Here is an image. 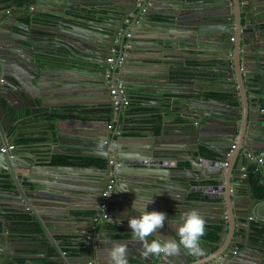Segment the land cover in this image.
Returning <instances> with one entry per match:
<instances>
[{
    "label": "water",
    "instance_id": "1",
    "mask_svg": "<svg viewBox=\"0 0 264 264\" xmlns=\"http://www.w3.org/2000/svg\"><path fill=\"white\" fill-rule=\"evenodd\" d=\"M46 1L47 10L39 8L40 4ZM69 1L70 4H67ZM84 1L86 0H24V3L31 4L32 8L40 14L38 17L36 11H28L26 16L31 20L29 27L32 24L41 26L39 34L45 36L41 43L31 41L25 50L22 47H14L12 40L8 42V37H5L2 31L8 29L11 19L19 22L24 15H0V147L5 143L14 144L9 154L0 153V204L3 205V201L7 200L12 207L29 210L28 203H33V199H41L39 202L43 206V213H38V217L41 225H44L51 234L47 237L42 235L40 238H44L45 241L50 238L49 241H54L53 235L55 234L73 235L71 246H68V249L77 253L78 259L74 261V264L107 263L104 255H108L106 254L108 251L105 250L108 248L103 244L109 241L105 237L110 229L109 225H113V222L121 227L118 233L127 236L120 242L126 243L128 249L132 250L134 259L129 260L128 264H164V262L168 264H235L238 256V253H235L237 250L253 251L257 247L253 239L264 241V220L248 219L254 210L258 215L263 216L264 214V195L260 196L259 191L254 190L251 180V175H253L257 179V186L264 190V149L261 146L264 144V29L261 24H255L254 21L264 18V9L251 5L254 2L259 6L256 0H200L201 2L198 0H154L157 4H180L176 7L175 13L168 14L166 21L176 26L181 25L183 29L195 33L183 39L182 37L173 39V35H170L168 42H163L166 43V47L174 49L178 46L183 48L195 46L202 50L201 47L205 46V50L200 53L215 52L220 55L219 57L211 55L208 58V60L217 59L218 68L187 66L188 64L185 66L170 64L165 67L168 69L163 73L165 81L162 85L156 86L163 99L169 94V88L171 91L173 88H181L185 92L181 94L189 97L188 104L183 106L187 112L182 116V124L186 129L175 130L180 137L169 148L155 145V140L162 141L157 140L154 126L147 128V133H138L139 136L126 135L127 130L132 129L129 126V120L132 119L131 113L127 107L114 111L109 93L110 85L108 79L104 77L107 64L105 63L102 67L100 62L105 59L106 54L108 56L116 40L117 55L111 67V83L117 85L120 82L128 100L131 99L133 90L149 87V85L138 82L146 79H137L135 77L137 73L134 72L130 73L133 75L132 78L125 80L119 72L126 73L124 72L125 67H119V60L123 59V55L127 53L125 46L131 47L132 38H126L127 34L132 35V29L140 23L157 19V15L162 14V9L158 6H148L149 3L152 4V0H141L139 7L136 6L137 0H87L92 1V4H84ZM186 2H189V5L184 6ZM194 2L196 3L193 4ZM104 11H110L107 14L108 20L105 18L102 20L109 24L108 28H105L107 33L93 32L90 35L87 32L83 33V30L73 29L74 27L70 25L75 23L84 27L86 23H89V27L92 28L94 26L90 23L105 14ZM117 11L119 15L114 14ZM212 37L216 38L214 42L209 40ZM180 39L181 41H178ZM209 47L218 49L210 51L207 50ZM11 49L19 51L17 56L25 60L28 67L19 63L17 57L6 58L5 53L7 52L3 51ZM25 55L29 57L24 58ZM63 59L72 61L67 66L72 67L78 73L79 78V80L69 81L67 85L64 83L67 87L63 85V82L67 80L61 81L62 71L66 67L61 66L66 62L62 61ZM123 61L125 63L124 59ZM54 62L59 66H52ZM10 70L16 72L18 76L15 73L11 75ZM49 78L57 81H50ZM31 87L37 88V92L32 93ZM210 88H217L219 92L232 96L233 102L236 101L239 105L232 106L231 98L220 102L219 99L207 98L206 95L194 96V93L198 94L202 89ZM74 90L76 92H73ZM11 94L16 95L25 103L23 105L30 110L29 115L31 116L38 112L37 109L47 108L45 111H50V113L64 112L82 117L78 121L84 126L90 123L94 126L95 120L99 122L107 118H116L113 128L107 127L109 124L107 121L104 135L99 131L89 136L78 132L72 135L84 149L83 151H86L85 154L80 153L81 156L112 159L114 163L119 161V169L116 170L114 164L109 165L108 163L103 167L87 166L76 159H70L72 165L66 166L49 163L50 169H60L66 172L75 170L97 172L96 182L91 187V194L95 196L96 201L91 202L89 208L78 204L76 208H72L73 203L78 199L72 198L70 192L74 187L67 182L62 184L53 177L41 183L32 182L26 185L20 182L24 178L20 172H17V169L28 165L21 160L26 159L31 162L34 157L20 155L25 150V147L18 143L22 139L21 132L17 130L20 125L16 126L12 123L13 114L8 115V108L6 109L4 105L10 100L8 96ZM63 97H66L68 105H60L62 102L57 104ZM190 104L199 105V112L194 111V115L187 114L191 113ZM215 104L222 105L224 109L212 110ZM160 105L161 103L158 107ZM65 106H73V108L65 111ZM88 115H91L92 120L88 117V120H83ZM157 122L161 121L157 120ZM117 131L121 135L116 139L110 138L111 133ZM53 137L54 134L51 133V138ZM57 139L58 144L62 145L59 134H57ZM151 139H154L152 144L149 143ZM83 142L84 145H82ZM192 144L195 146L193 150L190 149ZM202 147L206 148L209 154H204L201 151ZM127 148L130 154L122 155L121 152ZM49 151L52 152L53 149L50 148ZM182 153L190 157L191 167L188 169L183 166V169L189 170L192 176L183 182L184 186L174 185L175 187H181L186 192L194 190L195 192L223 193L222 196H217V201H215L222 215L218 221L221 225L217 233L218 238L213 242L203 239L208 241L206 244L212 248L205 254L206 259L199 263H195L197 256L194 257L191 254L187 256V253L183 256L184 251L176 256L162 255L145 258L141 255L142 245L133 239L128 221H124L120 213L129 208L130 212L135 209L131 196L146 197L149 195L148 189L137 191V186L140 184L152 186L146 182L154 181L155 177L160 179V176L154 173L155 171L150 172L140 168L158 167L162 169L163 161L169 159L174 160L178 167L177 157ZM48 158L51 159V156L48 155ZM259 158L261 163L258 161ZM31 170L29 167L28 172ZM172 174L170 169V183L173 185ZM128 176H131V180ZM111 179L114 180V185L109 194V217L104 220H95L98 216L101 194ZM192 182H196V185H191ZM228 182L230 187H228ZM242 191L245 195L240 194ZM121 196L125 198L127 196L129 199L118 200ZM209 198L215 199L213 196ZM18 201L22 202V207L18 203L15 205ZM116 202L120 204L119 207L113 205ZM64 207H70L68 208L69 216H76L72 213L74 210L84 211V214L79 216L90 221L89 226L83 229L84 232H78V230L66 232L65 229L51 222L64 218V215L58 216ZM32 209L33 213L37 214L34 208ZM224 215L225 218H223ZM132 216L134 215L131 214L130 217ZM1 221L4 224L3 230L0 231L1 240L8 238L10 243L26 241L27 237L19 232L23 228L16 227L14 222H9L5 217ZM232 222L235 223V229L237 225L241 241L233 242L232 240V236L235 237ZM172 223L173 220L167 219L164 227L148 239L151 240L157 236L176 238L174 229L176 219L174 224ZM10 224L15 229H11ZM172 226L174 227L170 233ZM92 227L95 228L92 229ZM243 238L245 246L240 249L238 244L242 243ZM110 241L112 245L117 243L112 239ZM11 251L12 255L6 254L7 250H5L4 255L0 257V264H24L28 257L27 254L24 255V252L30 253L36 249L19 246ZM16 253L21 255H16ZM198 257L202 258V256Z\"/></svg>",
    "mask_w": 264,
    "mask_h": 264
},
{
    "label": "crops",
    "instance_id": "2",
    "mask_svg": "<svg viewBox=\"0 0 264 264\" xmlns=\"http://www.w3.org/2000/svg\"><path fill=\"white\" fill-rule=\"evenodd\" d=\"M200 1V0H198ZM201 2V1H200ZM259 6L255 5L254 2L251 3L252 6L260 7L264 9V0H256ZM191 3V2H190ZM194 2L193 4H195ZM67 4H70V1L67 2ZM84 4H92V1H84ZM119 4V3H115ZM114 4V5H115ZM189 5V2H186L184 6ZM46 7L47 1L42 2L40 4V7ZM148 6H158L159 9H162V14L157 15V19H154L151 22H143L140 23L139 26L134 27L132 30V41H131V47H125V50L127 51L126 54L123 55V58L125 60V63H121L120 67L124 66L126 73H123V71H119L120 74H122L123 78L125 80H129L132 78L133 75H131V72L137 73L135 74V77L137 79L143 78L146 80H139L138 82L144 83L146 85H149L147 88H137L132 91L133 93H139L141 94V97L138 98L139 103V111L136 113H131L130 116L132 119L129 120V126L132 127V129L127 130V136L133 137L138 135V133H147V128L154 126L155 128L158 127V131L156 133L157 140H160L162 142H157L155 140V145H162L163 147H169L172 146L174 141L179 138V134L175 132V130L180 129H186L185 126L182 124V116L187 112L184 109V105H187V101L189 97L185 96V93L183 89H175L171 91L170 88L169 94L163 99L162 94L157 89V85H162L164 83L163 79V73L168 71L167 68H165L167 65L170 64H176V65H184L188 64L187 66H205L210 68H218L216 64H218L217 59H211L208 60V58L212 56L219 57L220 55L218 53L215 54V52L211 53H205L201 51L205 50V46H202V50H199V47H166V43H163L164 41L168 42V38L170 35H173L174 38H181L186 37L187 35H195L193 31H189L186 29H183L181 25L176 26L174 23H170L169 21H166L168 18V14L175 13L176 7H179L180 4H157L152 0V4H148ZM8 7V16L9 15H24L27 14V12L31 9V4L24 3V0H0V15L6 14V10L4 8ZM156 8V7H155ZM190 10V8H188ZM110 11H104L105 14L101 15L99 19L93 21L92 24L94 27H89V23H86L87 25H84V27H80L76 25L75 23H71L74 28L77 30H83V33H91L93 32H102L107 33L105 28H108L109 24L107 21H102L103 18L108 20L107 14H109ZM57 13V12H56ZM115 15H119L120 13L114 12ZM48 15V14H45ZM50 19H51V15ZM255 16V14H254ZM255 21V20H254ZM31 24L30 19H25L22 22H15L14 19H11L8 24V29L2 30L6 37H11L15 40L20 41L21 43H24L23 50L29 47L31 41H35L37 43H41L43 41V37L40 33L41 26L37 24H32V26L29 27ZM261 24H264V19L262 20ZM34 25V26H33ZM65 31V30H64ZM56 32V31H55ZM264 33V32H263ZM85 36V35H84ZM88 37V36H85ZM111 37V36H110ZM109 37V38H110ZM163 39V41H161ZM178 40V41H181ZM210 42H214L216 40L215 37H212L209 39ZM14 44L17 45V42ZM262 45V44H261ZM263 45H264V37H263ZM14 46V47H15ZM217 47H209L207 50L214 51L217 50ZM3 52L5 53L6 58L8 59H14L18 58V62L23 64L24 66L28 67V64L25 63L26 61L17 56V53L19 51H16L14 49L6 50ZM117 52L114 53V56H116ZM107 56V54H106ZM28 58L29 56L25 55L24 58ZM62 61H66L65 64H62L61 66H66L65 70L62 71L61 81L67 80V82L64 83L69 84V81L72 82L74 80H79L77 77L78 73H76L72 67H68L70 61L69 59H63ZM101 66L103 67L104 62L101 60ZM106 63V62H105ZM32 65V64H31ZM54 67H58L59 64L52 65ZM175 70V69H173ZM178 72V70H177ZM15 73L16 76L18 74L12 70H10V74L13 75ZM148 78V79H147ZM48 80L56 82L54 78H49ZM43 83V82H41ZM65 85V87H67ZM152 85V87L150 86ZM76 86V84H75ZM215 91L219 92L217 88L215 89H202L200 91V94H198V97H201L203 95V92L205 91ZM31 92L36 93L37 88L31 87ZM73 92H76L75 90ZM171 93V94H170ZM196 96L197 93H194ZM160 97V98H159ZM8 98L10 100L5 102V106L7 109V114H13V124H16V126L20 125V128L17 129L21 132L22 141H19L20 146H24L25 150L20 153V155H30L34 157V160L31 162L23 159L21 162H24L25 164H28L21 169H17V172H20L22 174V177L24 179H21L20 182L23 184H31L32 182H44L48 181L49 177L56 178L57 181H60L62 184L68 183L74 189L70 192L72 195V198L78 199L75 203H73L72 208H76V205H82L83 207L89 208L91 206V202H95L96 198L93 194H91V187L94 186V183L96 182L95 175L97 172L91 171V170H81V171H70L66 172L65 170L60 169H50L49 163L52 165H63L66 166V164H56L52 163L51 159L54 155H62L67 156L70 158H76V157H91V156H81L80 153L85 154L86 151H83L84 149L81 148L79 143L75 141L73 137V133H82L84 131L86 136H89L93 132H98L92 123L88 124V126H84L81 124L80 121H78L79 117L66 114L64 112H54L50 113V111H45L47 108H39L37 109L38 112L35 115H29L30 110L27 108L26 105H23V101L18 98L16 95H9ZM64 100V101H62ZM66 97H63L58 101L57 104L60 105H68L66 101ZM161 103L160 107L158 105ZM236 104L235 106H237ZM73 106H65L64 110H72ZM191 113L194 115L195 112H199V105H189ZM188 108V109H189ZM18 109V110H17ZM223 106L219 104L214 105V110L220 111L223 110ZM16 110V111H15ZM91 113V112H90ZM61 115V117H59ZM88 117L89 120H92L90 117L91 115L85 116ZM137 118V119H135ZM109 123L111 122V119L109 118ZM157 120H160L161 122H157ZM98 122V120H95ZM58 122H62L67 125V127H70L72 131L75 129V131H67V128L65 130H62L58 128ZM73 123H76V126ZM114 125V120L113 123ZM8 126V125H7ZM73 127V128H71ZM166 131H163L165 130ZM59 131L60 133H58ZM51 133L54 134V137L51 138ZM102 135H104L105 130L103 132H100ZM57 134H59L62 145L58 144ZM73 134V135H72ZM121 134L119 133H111L110 138L114 137L116 139ZM139 136V135H138ZM155 138V139H156ZM154 139H151L149 141L150 144H152ZM52 143H54L52 145ZM88 144V143H87ZM84 145V142L83 144ZM263 146L264 149V144ZM194 145L192 144L190 149H194ZM52 148L53 151L50 152L49 149ZM128 148L121 152L122 155H129ZM48 155L51 156V159L48 158ZM18 158V156H17ZM98 158V157H95ZM178 162L177 166L174 162V160H166L162 163V169L157 168H140L143 170H148L150 172L155 171V174H158L160 179L158 177H155L154 181L146 182L150 185H143L140 184V186H137L138 189L149 190V195L146 197H138L137 195L131 196V199L134 201L135 209L132 210L135 214L138 213V210H142L144 206L149 202L151 199L152 202L147 204L146 211H161L166 213L168 216V219L174 220L183 212L190 208H195L198 210V212L205 218L206 220V227L208 228H216L217 231L220 230L221 225L218 224L219 218H221V214L219 211L218 206H216L217 202V196H222L223 193L221 192H195L194 190L191 191H185V189L181 187H175L174 185L178 186H184V181H187L191 178L192 174L189 170H184L183 166H186L188 169L191 167L190 157L188 155H185V153L178 155ZM102 159V158H100ZM72 165V164H70ZM29 167H31V171L28 172ZM170 169L172 170L173 174L171 176L172 183H170ZM230 176V175H229ZM130 179L131 176H128ZM131 180V179H130ZM229 181V179H228ZM191 185H196V182H192ZM190 185V186H191ZM228 187H230V184L228 182ZM78 189V190H77ZM244 194L242 191L240 194ZM245 195V194H244ZM209 196L215 197V199L209 198ZM127 198V196H126ZM125 197H120L118 200H125ZM129 199V198H127ZM41 199H33V203H28V209H21L18 207H12L11 203L7 200L3 201L4 204H0V231L3 230V223L1 219H3V215L5 213L15 214V213H27L30 215L31 220L29 223H26V225H22L20 223H16L18 227L23 228L22 234L27 237L25 242L22 243H10L8 241V238H4V240H1L0 238V257H2L5 253V250H7L6 254H13L11 250H13L16 247L20 248H33L36 249V251L33 252H24V255L27 254L28 257L25 259L24 264H71V261H73L72 264H74V261L77 258V253L75 251H70L68 249V246H71L73 235L69 234H55L53 235L55 240L49 241L50 238H47V241L44 240V238H40L42 235L50 236L51 232L49 230H46V227L44 225H41V220H39L38 213H43V206L39 202ZM21 204L22 202L18 201L15 202V205ZM75 204V205H74ZM116 207H119V203L113 204ZM37 214L33 213V209ZM66 208V209H65ZM68 208L70 207H64L62 208L63 211H60L58 216H63L64 218H60L57 220H53L51 222L56 223L59 225L61 229H65L66 232H75L78 230V232H84V228H87L89 226V220L82 219L81 216L83 215V210H74L72 213H74L76 216H69L68 214ZM130 209V208H129ZM264 216V214H263ZM123 219L126 217H122ZM225 218V215L223 216ZM7 219V218H6ZM9 222L13 221L12 219H7ZM128 219H125L124 221H127ZM233 223V222H232ZM94 224V223H93ZM116 228L113 229L110 227L108 230L107 236L105 239L109 240L106 245L108 249H105L108 251L113 245L110 241L112 239L113 241L120 242L121 239L126 238L127 236L121 235L118 232L121 231V227L117 226L112 223ZM9 227L11 229L13 226L10 224ZM174 226L170 227V233ZM234 228L233 234L235 237L232 236L233 242L241 241V234L237 231V225L235 229V223H233L232 229ZM176 229V226L174 227ZM113 231H116L114 233ZM16 232V231H15ZM17 233V232H16ZM225 234V232H224ZM66 237L67 239H61L60 237ZM218 237V235H216ZM229 238L231 236L229 235ZM206 239V238H204ZM211 240V239H208ZM61 241V242H58ZM215 240H212V242ZM254 243H256L255 250H237L238 253L235 264H264V241H258L253 239ZM208 241L203 240L201 238V248H203L204 254L201 255L202 258L196 257L195 263H199L201 261H204L205 254L212 248L210 245L206 244ZM229 242V240H228ZM244 238L242 240V243H239L240 249L245 246L244 244ZM67 243V245H65ZM211 243V242H210ZM41 248V250H40ZM45 248V249H44ZM261 250V251H259ZM132 250L128 249V262L129 260H133L134 256L131 253ZM16 255H21L17 254ZM182 255H185L182 253ZM188 256V254H186ZM195 257V256H194ZM68 261L70 263H68ZM23 264V263H22ZM103 264H108L103 263ZM138 264V263H137ZM164 264H168L164 262ZM178 264V263H177Z\"/></svg>",
    "mask_w": 264,
    "mask_h": 264
},
{
    "label": "clouds",
    "instance_id": "3",
    "mask_svg": "<svg viewBox=\"0 0 264 264\" xmlns=\"http://www.w3.org/2000/svg\"><path fill=\"white\" fill-rule=\"evenodd\" d=\"M140 2H141V0H137V4H136L137 7H139L141 5ZM31 8H32V6H31ZM39 8H41L43 10H47V6L46 7H40L39 6ZM5 10H6V14H8V12H9L8 7H6ZM263 19L255 20V24H261ZM262 27L264 29V24L262 25ZM129 37H131V35L128 33L126 38H129ZM116 42L117 41L115 40L114 41L115 47H116V45H115ZM116 52H117V48H116ZM107 57L108 56H106V58ZM123 59L120 58L119 67H120L121 63L124 62ZM120 61H122V62L120 63ZM105 62L107 65L105 66V69H104V77L106 79H108V84L110 85V89L112 87H117L120 84V82H118L117 85H114L111 83V80H110V77L112 75V71H111L110 77L107 78L105 76V70L109 66L106 59H105ZM113 64H114V62L111 64L110 67H112ZM121 87H122V85H121ZM110 89H109V93H110ZM122 89H123V87H122ZM205 92H208V91H205ZM198 94H200V92ZM198 94H197V96H198ZM204 95H202V96H204ZM206 97L212 98V97H208V96H206ZM111 98H112V95H111ZM219 101L222 102L223 100H219ZM236 104H238V103L235 101L232 103V106H235ZM212 110H214V107ZM214 111H216V110H214ZM115 120H116V118H115ZM114 124H115V121H114ZM107 127H108V124H107ZM6 144H12V143H5L4 145H6ZM4 145H2V146H4ZM108 160H106L107 163H108ZM258 161L261 163L260 158L258 159ZM117 162H119V161H117ZM151 202H152V200L150 199L147 204H149ZM147 204L144 206V208L142 210H138L139 215H134L127 220L128 225L131 229V234H132L133 239L138 241L142 245L141 255L143 257H145V258H147L149 256L159 257L162 255L163 256H176V255L180 254L181 251H184L185 253L191 254L194 256H201L204 254V251L201 248V238L205 235L206 220L198 212L197 209L190 208L186 211H183L176 218V229H175L176 238H161V237L157 236L156 238L149 240L148 239L149 237L153 236L154 234H156L158 232V230H160L164 227L165 221L168 219V216L166 215V213L161 212V211H155V210L146 211ZM248 219H250V220L254 219L257 221H262V220H264V216L258 215L257 212L254 210ZM108 264H128V246L126 243L117 242V243L113 244V246L108 250Z\"/></svg>",
    "mask_w": 264,
    "mask_h": 264
},
{
    "label": "trees",
    "instance_id": "4",
    "mask_svg": "<svg viewBox=\"0 0 264 264\" xmlns=\"http://www.w3.org/2000/svg\"><path fill=\"white\" fill-rule=\"evenodd\" d=\"M158 18V17H157ZM8 40H12V42L14 41L13 38H9ZM14 42H17V45L16 47H22L24 48L23 46V43H21L20 41L18 40H15ZM13 44H16V43H13ZM206 95L208 97H212V98H215V99H219V100H223V101H226L228 98H231L230 96H227L226 93H221V92H215V91H208V92H203V95ZM141 97V94H137V93H133L131 95V99L129 100V104L127 106L128 110L130 113H136L137 111H139V103L138 102V98ZM232 100V98H231ZM234 100H232L233 102ZM59 117H61V115H59ZM83 120H88L87 117H85ZM108 118L106 120H100L98 123L97 122H94V128L99 131V132H103L106 128V123H107ZM58 125V128L62 129V130H65V128H67V131H72V129H70V127H67L66 124L62 123V122H58L57 123ZM74 125L72 126H76V123H73ZM73 128V127H71ZM75 131V129L73 130ZM72 131V132H73ZM155 131L157 132L158 131V127L155 128ZM82 133H85L84 131H82ZM23 140V139H22ZM20 140V141H22ZM201 151L203 153H207L209 154V151L202 147L201 148ZM70 159H76V160H79L83 165H87V166H90V165H97L99 167H103L106 165L107 161L104 160V159H100V158H95V157H76V158H70V157H67V156H62V155H54L52 156V159H51V162L52 163H56V164H66V165H70L72 164V162H70ZM75 164V163H73ZM251 180H252V185L254 187V190L255 191H259V195L260 196H263L264 195V190L263 189H260L258 186H257V179L254 178L253 175H251ZM128 212V213H126ZM121 214V217H126L124 218L125 219H129V217L132 215H139L138 213H134V212H130L129 209H127L126 211H123L120 213ZM114 216V215H113ZM3 217L7 218V219H12L14 220V225L16 227H18L17 224H15L16 222L17 223H20L22 225H26V223H29L30 220H31V217L29 214L27 213H15V214H10V213H5L3 215ZM16 221V222H15ZM13 222V221H12ZM110 227H113V225H109ZM116 228V226H115ZM206 231H205V235L202 237L203 239L206 238V239H211V240H216L218 237L216 236L217 233H216V228L217 227H213V228H208L206 227ZM60 239H67L66 237H60ZM106 254H108V252H106ZM104 259L108 262V255L105 256L104 255ZM49 264V263H48Z\"/></svg>",
    "mask_w": 264,
    "mask_h": 264
},
{
    "label": "built area",
    "instance_id": "5",
    "mask_svg": "<svg viewBox=\"0 0 264 264\" xmlns=\"http://www.w3.org/2000/svg\"><path fill=\"white\" fill-rule=\"evenodd\" d=\"M115 52H116V47L113 45L111 50H110L108 57L106 58V61L109 65L105 70V76L107 78L110 77V75H111V69H110L111 67L110 66L115 60V56H114ZM121 62L122 61H120V63ZM110 94L112 95V106H113L115 112L122 107L128 106L129 100L126 98L120 84L117 87H112L110 89ZM113 120L115 121V118H112L111 122L108 124L109 128L114 127V125L112 124ZM116 133H119V131H117ZM13 148H14L13 144H6V145L0 147V153L9 154L10 151L13 150ZM108 164H110V165L114 164L115 169H118L120 167V163L119 162L114 163L112 159L108 160ZM113 185H114V181L111 179L109 181V183L107 184V186L104 188V191L101 194L100 203L98 206V209H99L98 210V216L95 218V220L108 219V217H109V194L113 188ZM94 228L95 227H92V229H94ZM87 238H89V237H87Z\"/></svg>",
    "mask_w": 264,
    "mask_h": 264
},
{
    "label": "flooded vegetation",
    "instance_id": "6",
    "mask_svg": "<svg viewBox=\"0 0 264 264\" xmlns=\"http://www.w3.org/2000/svg\"><path fill=\"white\" fill-rule=\"evenodd\" d=\"M5 9V8H4ZM30 10H33V11H36L34 8H31ZM37 13H38V17L40 16V14H39V11H36ZM28 13V12H27ZM27 14H24V18L23 19H21L19 22H22V21H24L25 19H29V17L28 16H26ZM42 19V18H41ZM18 21H17V23H19ZM6 37V36H5ZM9 38H11V37H8V39ZM8 42H9V40H8ZM24 44V43H23ZM25 45V44H24ZM15 46V45H14ZM16 47V46H15ZM25 47V46H24ZM21 48V47H20ZM105 59H106V56L104 57ZM105 59H102V61L104 62V65H105ZM103 65V66H104ZM207 154V153H206ZM115 226H113V227H111L112 229L114 228ZM114 233H116L115 231H113Z\"/></svg>",
    "mask_w": 264,
    "mask_h": 264
}]
</instances>
